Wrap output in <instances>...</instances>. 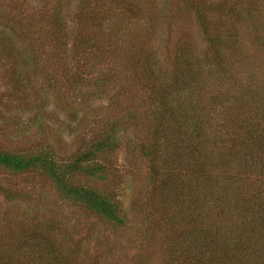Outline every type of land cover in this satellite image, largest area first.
Masks as SVG:
<instances>
[{"label": "rangeland", "instance_id": "rangeland-1", "mask_svg": "<svg viewBox=\"0 0 264 264\" xmlns=\"http://www.w3.org/2000/svg\"><path fill=\"white\" fill-rule=\"evenodd\" d=\"M79 1L75 6L80 7ZM86 1L82 8L92 9L105 21L102 28H78L77 34L88 35L81 50L74 49L77 36L73 32L62 41V36L49 30L58 0H0V151L22 154L51 147L59 157L70 158L105 125L116 123L124 148L101 159L111 166L110 181L88 183L117 196L125 222L109 224L83 207L62 201L38 174L11 175L0 169V186L10 197L0 195V234L4 219L16 230L39 227L40 237L66 254L76 244L77 264L89 255L88 250L98 264H171L170 252L177 255L172 264H180L184 235L190 234L189 218L177 219L176 227L164 226L154 239L155 233H149L145 216L135 204L142 205L141 192L149 176L146 162L128 144L141 136L140 125L148 116L141 106L148 90L139 86L133 74L140 60L137 51L143 55L142 62L151 61L162 81H171L181 70V61H176L181 53L185 59L189 54L196 62L205 61L192 66L205 106L211 97L230 88L252 87L254 96H263L259 88L264 82V49L254 57L246 55L253 46L264 44V0H252L257 20L251 28L246 23L242 28L241 53L236 38L229 37L223 26L228 19L204 9L201 13L204 4L220 0ZM71 9L67 21L73 30L77 10ZM134 9H139L140 16ZM69 12L75 14L71 17ZM218 61L225 72L219 69L211 74ZM129 106L137 109L135 121H127ZM205 121L213 125L210 118ZM222 136L216 134L225 141ZM51 223L57 228L52 229Z\"/></svg>", "mask_w": 264, "mask_h": 264}, {"label": "trees", "instance_id": "trees-1", "mask_svg": "<svg viewBox=\"0 0 264 264\" xmlns=\"http://www.w3.org/2000/svg\"><path fill=\"white\" fill-rule=\"evenodd\" d=\"M76 1L58 0L49 30L62 36V41L73 32L77 36L74 49L85 50L88 35L77 34L78 28L86 25L102 28L105 20L93 15L92 9L88 12L87 7L82 8L86 0L79 1L80 7L75 6ZM209 4L201 7V13L212 11L219 18H227L223 26L227 27L229 37L236 38L241 53L242 28L245 23L251 28L257 20L252 0H220ZM71 8L77 10L73 30L67 21V11ZM138 10L134 9L140 16ZM69 14L72 17L75 13ZM62 44L67 46L66 42ZM260 45L253 46L246 57H254L264 49V44ZM86 48L92 49L90 45ZM137 53L140 60L133 74L139 86L148 90L141 99V106H145L143 114L148 116L140 125L141 136L128 144L149 168L148 181L141 192L143 203L141 206L135 203L139 214L145 216L149 233L154 232L155 239L157 233L164 232V226L176 227L177 219L189 218L190 234L184 235L180 264H264V95L254 96L256 89L252 87L239 91L230 88L211 97L208 107L201 101L202 96L199 98L194 81L197 73L192 67L202 66L205 61L196 62L188 53L185 59L181 53L176 57L177 62L181 61V70H177L171 81H162L151 61L142 62L139 49ZM220 67L218 61L209 72L223 71ZM262 85L259 89L264 92V82ZM208 108L210 114L206 113ZM127 109L130 115L127 121L137 120V109L131 106ZM207 118L212 126L206 124ZM118 133L117 124L108 123L70 158L59 157L51 147L22 154L0 151V169L11 175L38 174L51 183L62 201L83 207L109 224L122 225L125 218L120 214L117 196L88 183L107 185L110 181L111 166L106 158L101 159L124 148V140ZM216 134H223L225 141L217 139ZM83 179L87 182L83 183ZM0 195L10 200L3 186ZM3 222L0 264H77L80 251L76 244L71 254H66L40 237L39 227L16 230L6 219ZM49 226L53 229L58 225ZM88 252L78 264H98V258ZM176 257L170 252L171 264Z\"/></svg>", "mask_w": 264, "mask_h": 264}]
</instances>
